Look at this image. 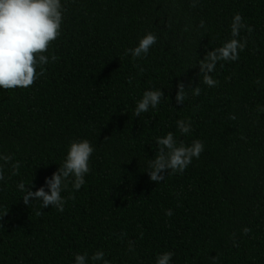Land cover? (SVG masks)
Segmentation results:
<instances>
[{
	"label": "trees",
	"instance_id": "obj_1",
	"mask_svg": "<svg viewBox=\"0 0 264 264\" xmlns=\"http://www.w3.org/2000/svg\"><path fill=\"white\" fill-rule=\"evenodd\" d=\"M192 3L62 0V34L47 53L57 60L30 88L0 89V264H75L76 253L93 264L98 250L111 264H156L167 251L171 264H264V0ZM236 13L253 31L241 29L247 46L238 60L217 63L219 83L208 87L198 61L231 38ZM148 32L158 37L148 55H125ZM181 81L201 94L188 88L177 104ZM148 89L164 97L135 116ZM181 119L192 126L186 135ZM169 131L204 151L183 174L165 170L164 181H151L156 138ZM85 138L95 149L91 170L78 191L67 183L64 211L25 205L17 185L50 191L46 179Z\"/></svg>",
	"mask_w": 264,
	"mask_h": 264
},
{
	"label": "clouds",
	"instance_id": "obj_2",
	"mask_svg": "<svg viewBox=\"0 0 264 264\" xmlns=\"http://www.w3.org/2000/svg\"><path fill=\"white\" fill-rule=\"evenodd\" d=\"M196 6L193 0L192 7ZM64 6L62 0H0V89L11 91L15 89H28L33 86L38 78L45 75L47 65L50 60L56 61L57 56L47 55L51 45L61 36L64 19ZM204 21H200V27H204ZM231 38L221 46L207 51L203 59H199V76L203 74V83L208 87H216L219 83L211 73L216 70V65L220 61H236L239 59L240 51L247 46V38L243 41L237 39L240 31L247 28L248 32L253 31L252 27L243 22L241 14L236 13L232 19ZM188 30L187 25L185 31ZM158 37L152 32L146 33L139 39L134 48H128L125 55L130 54L133 60L144 58L150 49L157 43ZM223 67V64H221ZM143 72L144 69L140 68ZM129 84L132 78H128ZM259 81H257L258 83ZM191 88L194 96L201 94V88L196 86L187 88L183 81L178 84V91L175 96L177 104L185 102L186 89ZM164 93L161 89H148L143 92L142 98L136 102L135 116L147 113L150 108L156 109L161 102ZM231 119H236L233 114ZM177 128L181 134H188L192 131L190 122L185 120L176 121ZM158 151L154 158L148 161L147 172L151 181L161 182L165 180L163 174L165 170H170L168 174H183L186 168L192 163L193 158H199L204 151V144L200 140H195L191 145H185L183 141L177 142L173 132L156 138ZM94 146L88 139L73 140L68 148L66 158L60 164L59 169L46 179V191L40 187L32 191L31 187L26 188L21 181L17 187L24 194L23 203L30 206L33 201H39L41 208L49 205L59 212L65 209L66 200L61 193L71 182L75 190H79L85 184V175L90 172V160L94 152ZM6 162L11 161V156L2 157ZM19 162L12 164V175L19 174ZM4 180L2 169H0V181ZM75 199L74 195L69 197ZM5 213L4 215H6ZM169 217L173 215L171 209L166 210ZM37 215H41L37 211ZM3 217H0L2 219ZM243 234L248 235L251 229L247 226L243 228ZM143 234L141 233V236ZM235 237V233L232 234ZM233 246L238 247L239 243L233 240ZM129 251H134V242L129 241ZM174 252L167 251L158 254L156 264H171ZM215 257H211L215 262ZM87 253H76L75 264H88ZM93 264L102 261L103 264H111L105 259V253L98 250L91 255Z\"/></svg>",
	"mask_w": 264,
	"mask_h": 264
}]
</instances>
